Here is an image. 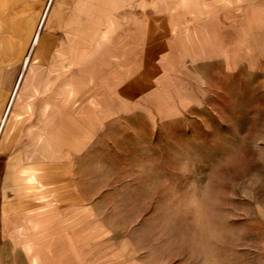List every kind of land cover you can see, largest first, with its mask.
<instances>
[{"label": "rangeland", "instance_id": "rangeland-1", "mask_svg": "<svg viewBox=\"0 0 264 264\" xmlns=\"http://www.w3.org/2000/svg\"><path fill=\"white\" fill-rule=\"evenodd\" d=\"M0 129V264H264V0H0Z\"/></svg>", "mask_w": 264, "mask_h": 264}, {"label": "crops", "instance_id": "crops-1", "mask_svg": "<svg viewBox=\"0 0 264 264\" xmlns=\"http://www.w3.org/2000/svg\"><path fill=\"white\" fill-rule=\"evenodd\" d=\"M188 13H192V11L190 10V11H188ZM186 13L184 12V15H185ZM54 16L50 19V22L49 23H51V22H53L54 21ZM175 26H177L176 24H175ZM36 83H41V82H34V83H32L33 85H35ZM19 98H21V96H19ZM30 97H27L26 98V102H28V99H29ZM24 100H22V102H23ZM26 102H25V104H26ZM27 105V104H26ZM28 106V105H27ZM44 121H45V126L47 127V129L48 128H51V126H53V127H58V126H62V125H65V124H62V122L61 121H53V122H51V117H45V116H40ZM23 119L24 118H22V117H20L19 115H17V117H16V120L18 121V123H22V121H23ZM34 127H35V125L34 124H30V125H28L27 127H26V134H30V133H32V131L34 130ZM40 132V131H39ZM43 132L41 131V134H42ZM39 134V133H38ZM29 249V248H28ZM33 262H34V264H36L37 263V259L36 258H33Z\"/></svg>", "mask_w": 264, "mask_h": 264}, {"label": "bare ground", "instance_id": "bare-ground-1", "mask_svg": "<svg viewBox=\"0 0 264 264\" xmlns=\"http://www.w3.org/2000/svg\"><path fill=\"white\" fill-rule=\"evenodd\" d=\"M43 20H44V18H43ZM48 25V24H47ZM38 41H39V37L38 36H36L35 38H34V43H38ZM12 97V96H11ZM4 123V122H3ZM1 130V129H0Z\"/></svg>", "mask_w": 264, "mask_h": 264}]
</instances>
